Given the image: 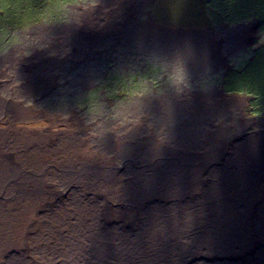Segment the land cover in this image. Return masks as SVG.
<instances>
[{
	"label": "rangeland",
	"instance_id": "1",
	"mask_svg": "<svg viewBox=\"0 0 264 264\" xmlns=\"http://www.w3.org/2000/svg\"><path fill=\"white\" fill-rule=\"evenodd\" d=\"M68 1L0 0V57L5 55L4 58H0V65H5V60L12 59L11 65L19 67L18 76L13 70V74L6 72L8 77H3L5 99L12 102L16 101L18 86L21 90V85L31 79L32 72L26 71V69L35 66L36 60L45 61V102L34 104L30 109L27 101L17 100V115L19 117L17 123L10 124L6 117L0 116V126H2L0 133L2 129H7L9 133L12 131V135L0 137V149L9 151L8 154L0 151V178L7 183L3 186L2 181H0V218L4 226L8 228L6 231H2L0 238L12 243L10 244L13 246L12 251L21 255L23 238L26 237L25 242L30 248L26 257L27 263L31 261L46 263L43 248L52 247L57 243L56 237L61 227L55 234L50 233V231L56 228V222L66 221L71 212L74 213V207L86 209L91 204L99 211L101 222L108 226H117L116 230L120 235L128 231L137 232L141 224L139 215L143 208L136 207L135 213H133L132 209L121 202L127 185L126 173L128 170L133 172L129 168L131 160H128L129 154L133 155L134 149H138V160L140 161L141 158L142 163V165L141 163L138 164V169L141 176L144 177L149 172L147 156L156 153L158 158L166 162L171 158L182 157L181 154L174 152L181 153L180 150L185 147V136H176L175 134L178 135L180 131L175 126L173 129H169L167 124L169 116L165 112L160 113L157 109L154 116H148L144 113L147 105L151 109L156 101L152 94L154 86L152 83L154 81L153 58L146 62L143 74L146 79H143L140 85L136 82L127 85L124 80L125 75L118 73L112 78L120 79L122 82H116L112 86H101L97 90L99 85L93 83L88 86L80 84L79 89H70L68 85H71L72 80H70L71 76L67 74L69 72L73 75L79 72L78 76L82 77L88 72L101 73L121 70H106L104 66L91 67L88 64V59L77 58L75 50L71 49L74 47L72 42L75 41L68 39L69 49H67L65 56L73 64L62 67L61 75L68 84L58 86L56 76H53L51 72L56 73V68H58L56 55L58 39L63 40L66 37V33L63 31L65 28L64 18L67 19L69 12L75 10L73 6L67 7ZM228 1L225 10L219 12L217 16H215V9L211 8V15L218 19H226L230 23L248 18V16L240 14L241 10L246 11V6L249 4L248 0H242L241 3H236L240 0ZM256 4L260 8L255 11L264 17V0H257ZM164 6L169 8L168 4ZM196 6L198 8L199 26H205L203 23L205 22L204 16H206L204 2L202 5L199 0V4ZM185 17L188 18L184 12H181L179 19L184 21L187 26L197 25ZM74 19L78 20L79 17L76 15L70 17V20L65 23L76 24ZM106 60L108 61V59H101V62ZM163 66L162 62L158 60V67L161 72L158 74L160 75L157 81L158 85L179 83L178 79L185 74L183 68L173 63L174 69H169L174 71L172 73L174 80H172L171 76L164 73L167 68ZM255 72L256 76L253 82L248 75L240 77L241 82L245 85L239 89V93L254 98V100L245 99L248 102L247 105L242 104L245 100H238L236 101L238 104L235 105H228L227 103L226 105H203L209 107V111L215 110L216 114L224 117L228 124L235 122V118L240 119L239 114H244V112L247 117H253L256 121L264 119V72H260L259 68ZM25 74H28L30 79ZM189 74L191 73L188 72L185 75ZM191 75V83H186L189 85L188 93L191 95L187 96L184 90L179 92L185 99L199 100L200 102L204 99L196 97V95L202 92L211 93L215 86L214 83H216L213 78H223L220 74L215 76ZM5 79L9 81L7 86H5ZM36 90L32 89L34 93H37ZM55 94H59V96L53 98ZM150 94H152V98L148 101ZM85 106L90 107L89 112L84 108ZM179 115L178 111H173L171 116V121L177 127L182 125ZM258 124L260 122L254 124L258 127H253L244 121L241 132L232 136L231 141H226L225 147L220 148L221 152L214 154L213 164L216 168L202 176L198 180V185H224V187H220L219 191L215 190L209 194L219 198H226V196L243 197L247 201H253L257 210L263 212L261 206L264 205V177L261 174L252 184H247L246 180H243L244 171H228L232 177L227 178V184L223 182L225 179L218 178V175L225 171V167L229 163L227 160L229 144H231L234 152L240 147L244 149L247 146V141L264 136V125L260 127ZM234 126L238 128L236 123ZM235 131L239 130H231L227 133ZM199 138L197 137V141ZM51 144L54 145L50 146ZM36 147L40 151L35 152ZM182 154L196 157L194 154ZM170 160L166 162V165L171 163ZM62 161L69 162L64 163L66 164L65 167L80 163L106 167L114 173L115 182L109 188H102L100 195H97L98 198H90L84 192H79L83 188L82 186H76L79 188L78 192L76 188L68 189L65 178L72 181L71 186H74V183L71 177L61 176L64 175V171L59 170L57 172L59 177H56L49 170L61 169ZM8 165L10 168L6 167ZM151 169L153 170L152 167ZM16 170L18 174L15 173ZM172 170L174 171V169ZM153 172L155 178V171L153 170ZM28 174L33 177L28 178ZM149 175L153 178L152 173ZM213 177H216L218 181L212 182L215 180ZM155 180L156 182L161 181ZM19 182H21L22 188L32 189L34 196L17 194L13 189ZM27 182L32 185L29 186ZM232 185L244 187L240 186L242 191L234 192L229 187ZM198 188L192 193L193 195L199 193ZM119 211L123 215H120ZM248 211L255 213L251 208ZM51 214L56 216L55 220L48 219ZM46 230H50L49 233L52 238L45 239ZM5 261V257L1 255L0 264Z\"/></svg>",
	"mask_w": 264,
	"mask_h": 264
},
{
	"label": "crops",
	"instance_id": "2",
	"mask_svg": "<svg viewBox=\"0 0 264 264\" xmlns=\"http://www.w3.org/2000/svg\"><path fill=\"white\" fill-rule=\"evenodd\" d=\"M248 1L246 11H240V14L248 16V18L230 23L226 19L215 17L219 12L225 10L228 0H200L201 4L203 5L204 2L206 7V16H204L205 22H203L205 26H199L196 6L199 4V0H75L71 3L72 5L67 6H73L75 10L69 12L67 19L64 18L65 28L63 31L66 33V37L63 40L58 39L56 52L58 68H56V73H51L56 76L58 86L68 84L61 75L63 66L73 64L65 56L69 49L68 39L75 41L72 42L74 47L71 49L75 50L77 58L88 59V64L91 67L104 66L106 70H121L101 73L88 72L82 77L78 76L79 72L76 75L69 72L67 74L71 76L70 80H72L71 85H68L70 89H79L80 84L88 86L93 83L99 85L97 90L101 86H112L116 82H122L120 79L112 78L118 73L125 75L124 80L127 85H132L135 82L140 85L142 80L146 79L143 76L146 62L153 58L154 81L152 83L154 86L152 94L156 101L151 109L147 105L145 111H148H144V113L154 116L157 109L160 113L165 112L169 116L167 123L169 129H173L175 126L180 131L178 135H175L185 136V147L180 150L181 153L174 152L181 154L182 157L168 159L171 163L166 165L168 160L164 162L163 159L161 160L155 155L154 161L160 163L158 166L154 164L155 169L174 174L172 169L182 167V165L190 167L204 165L206 167V163L207 170L205 173L200 172V179L210 170L216 168L213 164L214 154L221 152L220 148L225 147L226 141H231L232 136L241 132L244 121L253 127H258L254 124L259 122L260 127L264 125V119L256 121L253 117H247L245 112L239 114L240 119L235 118V122L228 124L224 117L216 114L215 110L209 111V107L203 105H226V103L235 105L238 104L236 102L238 100L248 98L254 100L251 96L239 93V89L245 85L240 80L242 75L239 71L247 67L251 61L264 62V17L243 14L247 11L257 14L255 10L260 8L256 4L257 0ZM241 2L242 0L236 3ZM165 4H168L169 8H166ZM211 8L215 9V16L211 15ZM181 12H184L188 17L185 19L195 22L197 25L187 26L184 21L179 19ZM75 15L79 17L78 20L74 19L76 24L65 23ZM65 33L63 34L65 35ZM4 56L0 58H4ZM101 59H108V61L101 62ZM158 60L162 62L163 67L167 68L164 73L171 76L172 80H174L172 75L174 71L169 69H174L173 63L183 68L185 74L188 72L206 76L220 74L223 78H213L216 83H214L215 86L211 93L202 92L196 95V97L203 98L204 101L185 99L179 91L184 90L187 96L191 95L188 93L189 85L186 83H191L192 75L184 74L176 84L158 85L157 81L160 77L158 74H161ZM11 63L12 59H7L5 65H0L3 66L0 67V116L6 117L10 124L17 123L19 120L17 100L27 101L30 109L34 104L45 102V61L39 60L34 62L36 67L32 66L26 69V71L32 72L31 79L28 74H25L30 81L23 85L20 84L21 90L18 86L16 101L5 99L3 77H8L6 72L13 74V70L17 76L19 73V67L11 65ZM4 81L7 86L9 81L7 79ZM31 88L37 89V93H34ZM249 89L252 90V88ZM152 94L148 95V101L152 98ZM55 96H59V94H55L53 98ZM239 102L242 103V101ZM247 103L245 100L242 104L247 105ZM173 111H178L180 114L182 125L178 127L171 121ZM234 123L238 128H235ZM5 130L2 129L0 137L12 135V131L9 133L7 129ZM231 130L239 131L227 133ZM208 136L218 137L214 141H209L210 147L215 148L212 150L213 154L206 155L202 150L197 151L198 149L192 148L194 145H202V141ZM197 137H200L198 141ZM254 144H256L255 147L251 146ZM180 146L182 145L180 144ZM246 147L251 150L244 152L242 154L244 157L241 159L234 157V153L229 152L231 144L228 145L227 160L229 163L225 167V171L218 175V178L225 179L224 183L227 184V178L232 177V174L228 172L230 170L244 171V176L250 174L255 178L260 175L256 174L257 170H254L252 166H244L241 163L250 157H255L258 162L264 163V136L247 141ZM0 151L6 154L9 152L1 149ZM182 153L194 154L196 157ZM207 158H211V160H207ZM261 176L264 177V172L261 173ZM0 181H2L1 178Z\"/></svg>",
	"mask_w": 264,
	"mask_h": 264
},
{
	"label": "bare ground",
	"instance_id": "3",
	"mask_svg": "<svg viewBox=\"0 0 264 264\" xmlns=\"http://www.w3.org/2000/svg\"><path fill=\"white\" fill-rule=\"evenodd\" d=\"M243 14L259 16L254 12ZM256 64L251 61L239 73L242 76L248 75L253 82ZM216 139L218 137H205L202 145H194L192 148L211 155L215 148L210 147L209 141ZM52 145L54 144L50 146ZM250 150L240 147L233 152L229 148L230 153L236 154L234 157L241 159L244 157L242 154ZM38 151L40 150L36 147L35 152ZM155 155L156 153H152L147 156L149 172L144 177L138 169V164L141 163V158L138 160V149H134L133 155L128 156V160L131 159L129 168L133 172L128 170L126 173L127 185L121 202L132 209L133 213L136 207L143 208L137 232L128 231L120 235L116 230L117 226L101 222L99 211L91 204L86 209L74 207V213L71 212L66 221H58L54 230H46L45 239H50V233L55 234L61 227L57 233V243L43 248L46 263H27L30 248L24 237L21 255L12 251V243L0 238V256L6 259L3 264H264V205L261 206L262 212L257 210L253 201H247L243 197L219 198L210 195L209 193L219 191L224 185H198L200 172L205 173L207 170L206 163V167L182 165L172 171L174 174H169L155 169L154 164L160 165L154 161ZM65 162L68 161L61 162V169L49 170L56 177H59V170L64 171L61 176L71 177L74 183L71 186L72 181L64 177L68 189L76 188L78 192L79 188L76 186H82L85 189L81 188L79 192H84L90 198H98L102 188H109L115 182L114 173L106 167L82 163L65 167ZM241 164L252 166L257 170L256 174L264 172V163L258 162L255 157H250ZM6 167L10 168V165ZM151 167L155 171V178ZM15 173L18 174V171ZM27 176L33 177L30 174ZM213 178L215 180L212 182L218 181L216 177ZM155 179L161 181L156 182ZM256 179L247 174L243 180L254 182ZM5 184L2 181V185ZM240 186L229 187L232 191L239 192L244 187ZM197 188L199 193L193 195ZM13 190L19 195L34 196L32 189L21 187V182ZM249 208L255 213H249ZM119 213L123 215L122 212ZM48 219L55 220L56 216L51 214ZM1 220L0 218V235L8 229Z\"/></svg>",
	"mask_w": 264,
	"mask_h": 264
},
{
	"label": "trees",
	"instance_id": "4",
	"mask_svg": "<svg viewBox=\"0 0 264 264\" xmlns=\"http://www.w3.org/2000/svg\"><path fill=\"white\" fill-rule=\"evenodd\" d=\"M74 1H75V0H69L68 3L71 4V3H73ZM24 5H25V4H24ZM26 8H27V6L24 8V11L26 10ZM256 63H257V64H256V65H257V68H259V71H260V72H264V62H260V63H259V62L257 61ZM261 68H262V69H261ZM113 102H114V101H113ZM81 106H82V105H81ZM84 108L87 110V112H89L90 107L85 106ZM106 108H108V107H106Z\"/></svg>",
	"mask_w": 264,
	"mask_h": 264
}]
</instances>
